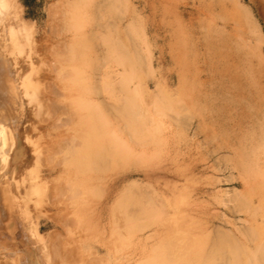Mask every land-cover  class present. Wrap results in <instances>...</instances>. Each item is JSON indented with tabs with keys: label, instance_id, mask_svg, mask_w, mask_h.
I'll use <instances>...</instances> for the list:
<instances>
[{
	"label": "rangeland",
	"instance_id": "374dc122",
	"mask_svg": "<svg viewBox=\"0 0 264 264\" xmlns=\"http://www.w3.org/2000/svg\"><path fill=\"white\" fill-rule=\"evenodd\" d=\"M7 1L9 11L32 36V59L44 65L35 64L41 84L63 85L66 103H72L78 92L88 96L91 88L95 102L102 104L93 107L95 138L87 140L90 135L85 132L78 147L81 155L73 156V162L85 165L78 182L96 179L92 186L78 184L84 188L79 220L71 217L75 201L65 203L56 189L58 171L65 164L62 155L53 152L57 143L51 141L61 129L68 136V127L52 129L55 117L48 118L47 108L37 116L36 104L24 105L8 171L17 193L7 187L2 194L15 206L10 205V220L4 222L17 238L6 239L16 252L12 264H18V254L24 264H58L43 258L41 239L51 245L60 243L80 259L93 251L108 264H133L142 247L146 258L155 259L159 255L154 248L161 243L165 224L175 227L168 237L182 250L185 246L193 250L196 236L190 234L196 228L206 239L217 231L231 234L235 244L242 246L240 251L244 247V256L258 248L264 259V94H259V88L264 91V0H110L116 9L107 13L110 26L99 29L100 34L91 6L103 7L106 0H78L80 26L63 32L56 30L60 17L52 13L53 8L77 0ZM74 34L81 35L80 46ZM117 34L128 48L130 63L121 64L124 54L109 44ZM96 35L100 37L92 40ZM59 42L67 45L62 66L75 69L63 81L50 72L54 61L50 50ZM121 83L142 105L148 122L137 131L139 141L131 142L120 130L119 115L104 108V104L120 105L127 95ZM42 93L47 100L55 99L48 90ZM85 112V117L90 115L88 109ZM106 140L110 152L103 148L95 154L99 163L90 170L85 152L94 145L105 147ZM33 144L43 150L38 160ZM253 161L263 170L255 168ZM28 169L44 181L39 196L25 194L31 184ZM152 194L173 223L139 215L133 219V235L113 250L109 242L115 209L126 210L131 196ZM60 215L64 222L58 220ZM87 215L95 219L85 221Z\"/></svg>",
	"mask_w": 264,
	"mask_h": 264
},
{
	"label": "bare ground",
	"instance_id": "6f19581e",
	"mask_svg": "<svg viewBox=\"0 0 264 264\" xmlns=\"http://www.w3.org/2000/svg\"><path fill=\"white\" fill-rule=\"evenodd\" d=\"M78 2L79 1L77 0L73 1L69 5H58V7L53 8L54 12L52 11V13H56L60 17L61 26H56V30L59 28V32H63L67 28L80 26V20L82 21V8L79 7ZM109 2L110 0H106V4L103 7L99 5L91 6L93 8L95 7L97 13V15H94L93 19L96 23L95 27L98 30V34H100L99 29L104 27L108 29L110 25L108 23L109 21L106 20V16L109 17L107 13H110L111 11L113 12L116 9ZM31 37L32 36L29 33L26 24L24 22H19L18 19L16 20L13 13L9 11V1L0 0V257L3 259L1 260L2 264H12V259L14 256H16V252H13L11 249V247L13 248V245H9L11 244L10 241H6L8 238L10 239V236H13V229H9V231L4 225V222L7 224V222L10 220L8 219V215L10 214L9 208L13 204L9 203V199L6 196V198L3 197L2 194H5L4 191L7 187L12 191V193H17L16 184L9 183L11 180L8 175V171L11 167L10 161H12L16 154H14V148L17 145V139L15 136L17 131L16 127L20 122L21 115H24L21 114L22 109H25L24 105H30L32 103H34V105L36 104L35 109H38V113L37 111L35 113H37V116L40 113V109L43 107L47 108L46 115H48V118L55 117V121L50 123V128L61 129L66 126L68 127V136H66V134H64L61 129L56 135L58 140L54 139L51 141V143H57L55 144L56 147L53 152L57 157L59 156V158L62 155L60 159L61 162L63 161L65 164L58 171L56 182H59L57 183L58 188L56 189L58 191V195L62 198H65V203H67V199H72L75 201L73 205L71 204L73 207L71 214L74 213L73 216H71L72 218L74 215L76 218L78 216V220L80 217H82L83 210L80 211V205L78 204L80 202V197L84 195V188L78 184L81 182H88V184L92 186L93 180L95 179L94 177L92 180V177L90 176V179H81L78 182L77 175L81 174V171L83 170L81 167H84L85 165H80L73 162V156L81 155V152L78 151V147L81 142H83L82 137L84 136L85 132L90 135L87 137V140L95 138V127L93 123L95 116L93 107L97 106L101 108L102 104L95 102L94 98L92 97L94 92L91 90V88L90 92H88V96L83 97L82 94L84 92H78V96L76 99L74 98L72 103H66L65 99H63L65 97L63 85L52 86L50 84V86L47 87L43 82L41 84V79L35 64L41 66L43 64L42 62L35 63L34 59H32L35 53L33 52V49L29 47L31 43ZM98 37L100 36H93L92 40L95 38L98 39ZM117 37L118 38L114 41L110 40L109 38V44L111 47L114 46L116 49L120 48L121 52L124 54L123 58L119 60L121 64H124L125 62L130 63L132 58L126 56V51L128 48L125 46V43L119 39V34H117ZM74 40L75 44H78L79 46L81 45V42H83V40H81L80 34H74ZM130 45L133 47L132 43H130ZM66 48L67 45L64 44V42H59L54 46V48L50 50V54L54 60L53 66L50 68V72L54 73V77L58 81H63V78H67V76L72 75L73 71L75 70H65L66 68L64 69L62 66L61 62L66 58L64 54ZM19 54H24V57L20 58ZM74 56L68 57L66 60L71 61ZM77 56L78 54L76 55V58ZM77 64L80 65L76 62L75 68L78 67ZM49 66L50 65L46 62V70L49 68ZM120 89L121 91L125 92V94H127L124 96V99L121 101L120 105L104 104V108L107 109L110 114L119 115L120 130L126 132V135L130 138L131 142L134 140V138L139 141L141 137L136 135L137 131L140 130L144 124L148 123L144 118L146 117L145 113L143 114V109L141 107L142 105H138L135 99L132 100V94L128 91V89H126V83H121ZM42 90H48V93L53 94L55 99L47 100L46 97L43 98ZM259 94H264L263 88H259ZM24 99H26V103H24ZM86 109H88L90 112V115L87 117H85L87 113L85 112ZM36 145L33 144L35 148L38 147ZM103 148H105V153L108 151L110 152V142L106 140L105 147H102L98 144L94 145L91 150L88 149V151L85 152V163L90 170H92L93 166L98 165L97 163L99 162L94 160L96 156L95 154L98 152L102 153L101 151ZM42 152L43 150L41 151L40 148H36V160L40 158ZM79 159L81 160V158ZM61 164L62 163H60V165ZM253 165L255 168H258V170H263L258 166L256 161H253ZM23 167L24 166L21 168ZM28 171L30 170L28 169ZM26 177L29 179V182H31L30 186L28 185V187L25 189V194L27 197L30 198V196L37 194L39 196V194L42 193L41 185L44 181L39 179L34 170L27 173ZM37 178L38 181H36ZM73 181L74 183L72 186H69V184H71ZM60 183L63 184L64 187L61 186ZM88 189H91V187H88ZM67 191H69L70 194ZM130 199L131 204L126 206V210H124L123 206H120L116 208L115 212L113 213V219L111 221V240L109 242L112 245L113 250H117L122 246L121 243L125 242L124 239L133 235V219L135 217L139 218V215L147 220H149L150 217L155 216L157 220H161L163 223H165L164 221H167L166 223H173L170 219L164 217L165 214L155 203L153 194L151 196L134 195L131 196ZM129 206L136 207L129 210ZM16 209L14 210L15 212H17ZM18 213L16 215H18ZM91 214L92 213L89 215ZM17 217L18 216H16V218ZM97 217H99V215ZM94 219L95 218L93 215L89 217L87 215L84 217V220L88 222H91ZM58 220L62 222L64 217L62 218L60 215L58 216ZM16 224H18V222ZM22 225L23 224H21V226ZM164 226L165 229L161 232V243L159 242L157 247L154 248V251H158L159 257L155 259H150V257L146 258L145 252L142 251L144 248L142 247L138 252L140 258L136 259L133 264H264V259L259 254L258 248H255L249 253L245 252L246 255L244 256V247L242 251H240L242 246L235 244L236 241L231 236V234L217 231V235H214V237L208 236L206 239L204 234H200L201 232L194 228L193 233L190 234V236H196L194 241L196 244L193 250H186L188 246H185L182 250V246L179 243L176 241L174 242L170 236L168 237L171 231H175V227L171 224H165ZM18 229L20 230V225L17 230ZM31 233H33V236L38 237L36 231L31 230ZM13 237H15V234ZM189 244L191 245V243L186 245ZM41 245L43 258L46 261H53L55 259L58 264H108L106 262L108 261L107 259L103 257L97 258L95 252L93 251L90 253V255H88V258L82 257V259H80L76 252L70 253V250H66L64 247L62 248L60 243L51 245V243L49 244L44 239H41ZM172 250L173 252L171 253ZM150 255L151 254L149 252V256ZM22 258L23 257L18 254L16 258L18 259L16 260L18 261V264H24Z\"/></svg>",
	"mask_w": 264,
	"mask_h": 264
}]
</instances>
